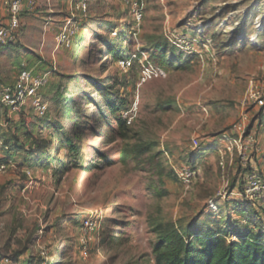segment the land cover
Segmentation results:
<instances>
[{
	"label": "rangeland",
	"instance_id": "374dc122",
	"mask_svg": "<svg viewBox=\"0 0 264 264\" xmlns=\"http://www.w3.org/2000/svg\"><path fill=\"white\" fill-rule=\"evenodd\" d=\"M36 1L0 48V95L50 73L46 117L0 102V264H156L160 225L263 231L264 197L238 194L252 168L264 177V0H142L140 23L137 0Z\"/></svg>",
	"mask_w": 264,
	"mask_h": 264
},
{
	"label": "built area",
	"instance_id": "2783aa9c",
	"mask_svg": "<svg viewBox=\"0 0 264 264\" xmlns=\"http://www.w3.org/2000/svg\"><path fill=\"white\" fill-rule=\"evenodd\" d=\"M5 14L2 20H0V48L15 45L20 40V32L22 26V16L26 12L35 10L37 1L36 0H3ZM134 7V17L137 23H140L143 19V8L142 0L132 2ZM86 9V6H83ZM75 30L70 24H67L58 35L59 46L69 47L75 37ZM118 64L124 70H127L131 65L129 59L119 61ZM157 74L165 75L163 68L157 69ZM50 73L38 75L32 70L22 71L13 85L4 87L0 95V102L3 107L12 111H20L30 101L33 102V109L39 118L47 116L49 111L48 105L42 101L40 97L41 90L48 84ZM222 142H226L229 139L225 135ZM246 141L253 144L254 138L249 136ZM195 142L196 148H198V142ZM225 149L231 153L233 149V143L229 141L226 144ZM223 165V163H221ZM253 167V166H252ZM7 164L0 165V173L6 172ZM196 168V167H195ZM195 168H185L179 172V177L184 183H191V181L198 175V171ZM253 169V170H252ZM247 174V182L243 189L239 192V198L243 201H250L263 203L264 197V177L261 173L257 172L252 168ZM264 210V207H263ZM85 229L88 232H93L98 229V224L94 220H89L85 224Z\"/></svg>",
	"mask_w": 264,
	"mask_h": 264
},
{
	"label": "trees",
	"instance_id": "16d2710c",
	"mask_svg": "<svg viewBox=\"0 0 264 264\" xmlns=\"http://www.w3.org/2000/svg\"><path fill=\"white\" fill-rule=\"evenodd\" d=\"M154 48L162 52V58H166L162 44ZM118 59L119 55L116 61ZM112 111L115 113L116 109L113 107ZM133 157V154H125L122 162L126 163ZM263 231L238 233L236 241L231 240L230 233L221 232L189 240L176 227L160 225L158 242L154 247L155 261L156 264H264Z\"/></svg>",
	"mask_w": 264,
	"mask_h": 264
}]
</instances>
